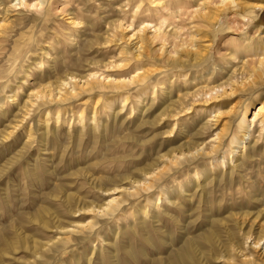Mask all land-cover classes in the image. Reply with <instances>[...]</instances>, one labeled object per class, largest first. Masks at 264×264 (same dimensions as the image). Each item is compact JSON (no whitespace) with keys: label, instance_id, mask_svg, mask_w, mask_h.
Masks as SVG:
<instances>
[{"label":"bare ground","instance_id":"1","mask_svg":"<svg viewBox=\"0 0 264 264\" xmlns=\"http://www.w3.org/2000/svg\"><path fill=\"white\" fill-rule=\"evenodd\" d=\"M235 4L0 0V176L49 233L23 264L136 261L135 239L161 264H264V0ZM203 204L238 212L190 237Z\"/></svg>","mask_w":264,"mask_h":264},{"label":"rangeland","instance_id":"2","mask_svg":"<svg viewBox=\"0 0 264 264\" xmlns=\"http://www.w3.org/2000/svg\"><path fill=\"white\" fill-rule=\"evenodd\" d=\"M234 20H235V24L232 25V26H234L232 28H233V31H236L235 33H240L241 29H244L245 26H247V27H245L247 30H250L254 26V24L257 23V22L256 23L248 22L247 20H242V19L240 20V18H237ZM261 20H262L261 24L264 25V13L261 16ZM238 21L242 22V24ZM241 27H243V28H241ZM217 43H215L217 45L215 47H218ZM226 44H228V43H222L221 46L219 45L220 46V52H223L224 48H227L229 46V44L228 45H226ZM10 151L11 150H5L6 157L9 156ZM0 163H2V161ZM10 171L7 172L8 174H6L8 177H10L9 179H7V176H5V174L3 176H0V226H1L0 230L3 231V233L5 235H7L8 240H10L11 245H13V246H15V244H12V242L15 241L14 239H16V237L13 238L15 234H18L19 236L22 237V238H19V240L24 239L25 241L24 240H21V241L18 240L19 242L16 244L17 245L16 248L11 247L10 249L8 248L7 251H5L6 253L1 252L0 253V264H23L27 259L32 258V254L30 252L32 240L35 238L39 239V240H41V239L43 240L45 238V236L49 233H47V231L43 232L42 229L38 228V226H36L34 223H30L27 220V217H28L27 215L29 213H33V214L36 213L34 211V208L36 206L30 201L31 196L24 195L25 197L22 200L23 203H22L21 210L23 208V210L28 213L27 215H26V213L25 214L17 213L16 209H14V207H15V200H14L15 192L13 189V184H15L16 182H18V184H21V182H19L18 180H15V179H17L15 177V174H14L15 171L14 170L13 171L10 170ZM44 188H45V186H44ZM65 188H67V192H72L74 190V187L65 186ZM46 190L43 189L44 192ZM80 195H82V194H80ZM32 199H34L35 202L37 201V203H39V204H41V202H40L41 199L43 201L47 200L45 203L51 205L52 208L58 206V205H56L55 201L49 200V198H44L43 193L40 194L39 197L36 196V197H33ZM7 203L10 205L9 206L10 209L8 211L5 207ZM246 206L248 208H250L251 211H254V205H252V204L247 205L246 204ZM208 207L211 208V210L209 212L205 211V209H207ZM235 207H237V206L233 205V204H229L228 207L224 206L218 210V208L216 206H214L213 204L212 205L203 204L198 209L193 208V210H191V213H190V211H188V213H190V215H191L190 220H192V223L189 224V226L187 227L188 235L191 237L195 234L201 233V232L206 230L208 221H207V219H205L203 217L204 213L211 214L214 217V219H219V218L225 219L228 217V214H230V212L231 213L232 212H238L237 211L238 207L237 208H235ZM230 208H232V210ZM197 210L199 212H201L200 216L197 215ZM214 211H216V212L214 213ZM46 216H48V214H46ZM10 217L12 219H9ZM76 218H78L79 220H83L84 216L79 215ZM19 221H22V222L20 223ZM224 221H225V223H223V225L224 224L226 226L230 225V221L229 222H228V220H224ZM13 223H16V224H14L15 226L13 225V227H12ZM48 231L51 232L50 230H48ZM191 232H193V233H191ZM178 234H179L178 232L175 233V237H176L175 242H174L175 247L177 245H179L178 239H177V237H179ZM15 236H17V235H15ZM151 236H153V235H151ZM176 243H177V245H176ZM140 248L145 249L146 252L148 253V255H151V253L152 254L154 253L155 255H151V257L146 260L145 258L140 257L138 255ZM130 250L134 254L136 261H133L132 258L128 257L124 253V251L120 249V250H118L117 255H116V264H161V261L159 259L164 258L167 255L166 251H165V249H163V247L159 246V248H158L159 253H156L157 251L154 252L148 245L144 244L143 240H141V239L131 240ZM75 253H76L75 250L72 252H69V251L64 252L62 254V256L60 257V259H58L59 260L58 262L55 260V263H59V262L64 261V262H67V264H75V260L73 259V255ZM125 261H127V263ZM105 264H113V263L107 262ZM213 264H215V263H213Z\"/></svg>","mask_w":264,"mask_h":264},{"label":"snow or ice","instance_id":"3","mask_svg":"<svg viewBox=\"0 0 264 264\" xmlns=\"http://www.w3.org/2000/svg\"><path fill=\"white\" fill-rule=\"evenodd\" d=\"M230 2H231V6H232V7H235V6H236V4H235V0H222V3L225 4V5L229 4ZM256 7H260V8H262V9H264V4L256 5ZM262 59H264V58H262ZM258 246H259V245H258Z\"/></svg>","mask_w":264,"mask_h":264}]
</instances>
